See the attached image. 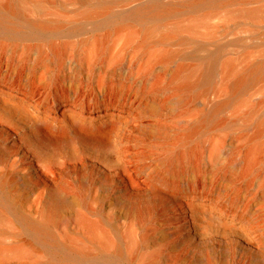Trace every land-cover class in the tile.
I'll list each match as a JSON object with an SVG mask.
<instances>
[{"label":"rangeland","instance_id":"374dc122","mask_svg":"<svg viewBox=\"0 0 264 264\" xmlns=\"http://www.w3.org/2000/svg\"><path fill=\"white\" fill-rule=\"evenodd\" d=\"M145 1L121 0L100 15L87 18L76 14V4L66 9L46 5L43 10L30 9L26 19L11 18L17 22L15 28H0V180L26 212L32 204L40 206L42 192L50 194L60 188L82 196L81 207H63L67 226L57 231L56 244L65 241L74 244L76 238L84 236L82 245L93 254L89 260H71L68 264H143L141 256L151 252L156 253L157 264H262L261 259L238 246L236 236L217 233L214 228L217 223L213 222L205 235L200 230L192 232L193 214L183 198L172 204L164 197L159 205L148 208L146 222L135 235L138 239L145 237V243L134 259L126 250L121 259L110 248L99 252L82 228L79 211L106 228V223L118 224L120 233L110 231L109 237L124 244L126 239L119 235L125 229L121 225L124 203L117 204L116 198L125 193L131 196L132 206H146L151 197L146 193L149 184L146 173L156 170L158 157L165 150H189L187 163L181 164V184L186 188L195 186L200 206L224 222L250 227L264 245V158L245 175H240L244 165L239 159L248 148L263 144L264 134L248 141L253 124L236 123L201 132L188 141H178L179 127L190 123L208 103L193 104V109L191 105L178 109L171 105L162 116L145 113L136 118L134 115L154 96L155 84L162 86L179 65L189 67L196 62V45L211 51L218 43L225 44L222 59L232 61L242 57L252 42L247 41L243 49L235 46L237 39H250V32L264 33V14L251 16L244 12L264 8V0H214L188 6L177 15L160 18L178 25L173 38L159 40L153 36L145 45L136 46L144 25L135 21L121 24L117 17ZM160 1L170 5L181 3V0ZM55 17L61 21L58 27L28 28L29 21ZM181 37L187 41H181ZM127 38H131V45L127 46ZM258 44L264 47V41ZM166 51L180 54L165 64L161 56ZM11 99L27 105L39 120L38 133L26 126L17 112L6 113L3 100L11 102ZM246 99L241 95L238 101L246 103L248 108ZM263 105L257 107L258 113L263 111ZM77 107L94 120L91 127L100 126V119L110 120L108 111H113L115 118H119L118 129H113L105 140L85 138L81 134L61 141L49 139V131L66 132L70 111ZM236 108L237 104H233L221 114L228 119ZM161 124L167 127L168 138L152 132ZM139 153L141 158L133 156ZM123 160H127L125 165L139 186L127 184L123 189L121 179H126L121 166ZM136 165L141 166L140 173L135 170ZM15 172L31 173L38 189L30 193L25 183L14 176ZM230 175L235 178L230 180ZM140 198H146V203L139 201ZM242 214L250 216L249 220L240 219ZM183 225L189 227V235L181 229ZM24 237L21 225L6 212L0 220V264H36L37 261L54 264V259L63 258L52 245L31 252L23 242ZM226 242L229 248L218 246Z\"/></svg>","mask_w":264,"mask_h":264},{"label":"bare ground","instance_id":"6f19581e","mask_svg":"<svg viewBox=\"0 0 264 264\" xmlns=\"http://www.w3.org/2000/svg\"><path fill=\"white\" fill-rule=\"evenodd\" d=\"M120 1L121 0H3L0 2V28H15L17 22L12 21L11 18L16 17L20 19L23 17L26 19V14L30 9L43 10L46 5L66 9L76 4L78 5V7L75 8V10H77L76 14L87 18L100 15L108 10L110 6ZM210 1L214 0H181L180 4L170 5L160 0H147L142 5L130 10L126 15L117 18L120 20L121 24L135 21L144 25L142 35L136 43V46H143L150 41L153 36H157L159 40H168L174 37L176 33L174 28L178 27V25L161 21L160 18H163V16H173L174 13V15H177L182 9L188 6L192 7ZM226 1L233 2L237 0ZM244 13L251 16H262L264 14V8L246 10ZM60 24V19L56 17L49 20L37 19L27 22L29 29H45L52 26L58 27ZM249 36L250 39L245 40L244 37L237 39L235 46H242L243 49H245L248 42L252 43L249 48L245 50L242 57L234 58L232 61L229 59H222L227 47L225 44L218 43L211 51L205 50L200 45H196V62L189 67L179 65L173 69L170 78L163 83L162 86H156L155 84V88L152 92L154 96H152L143 107L137 109L134 113L135 117L140 118L145 113L162 116L165 114V111H167L166 107L171 105L177 109L182 106L188 107V105H191L193 109V104L208 103L190 123L182 127L179 125L181 128L179 127V135L177 136L178 141H188L201 132H212L220 126L227 124L234 126L236 123L239 126L240 124L242 126H246L249 123L253 124L252 133L251 136L248 137V141L253 139L257 140L258 137L264 134V108L261 113L256 111L257 107L264 104V47L258 44V42L264 41V33L257 35V33L250 32ZM126 40L127 46L132 44L131 38H127ZM180 40L187 41L186 37H181ZM50 51L52 54L55 53L53 49ZM253 52H256V54L254 55ZM179 54V51H166L161 56V59L165 61L166 64ZM40 58L43 59L44 56L41 55ZM139 91L140 90H138V92ZM241 95L246 96V101H248L250 105L248 108L246 103L242 104V102L240 103L238 101ZM12 101L3 100V108L6 110V113L17 112L19 118L25 121L26 126L38 133L39 120L27 109L28 107L26 108L27 105L24 106L18 102ZM233 104H237V108L233 110L232 116L227 119V117L221 113ZM243 107L246 110L244 112L242 111ZM190 108L188 109L191 110ZM78 109L77 107V110L70 111L71 121L66 123V132H60V130L54 132L49 131L47 134L49 139L61 141L67 140L76 134H81L85 138L105 140L108 134L119 125V118H115L116 115L112 114L113 111H108L111 113L110 120L106 119L103 121L100 119V121H102L100 126L91 127L94 120L88 116H84ZM37 126L38 128L36 129ZM152 132L167 138L169 135L167 127L162 124L157 125ZM250 145L251 144H249V147ZM126 148L128 149V147ZM1 156L0 154V158ZM133 156L139 159L142 157V153L133 154ZM188 157L189 150L183 152L165 150L162 155L158 157L156 170H149L146 173L147 178L145 176L146 180L149 181V184L147 183L148 187L146 193L151 197L147 200L148 203H146V198H140L139 200L146 203V206L143 204L140 207L132 206L130 201L131 196H127L125 193H121V195L116 198L117 204L118 202L124 203V207H122V210H124V220L121 225L123 224L125 229H122V234H119L126 239L124 244L119 238V240H113L109 237L110 231L120 233L118 224L112 225L106 223V228L105 224L91 220L86 212L79 211L82 228L89 234L88 236H90V240L94 244L95 249L102 252V250H104L103 248H110L115 253L114 256L120 259L123 257L122 255H124L123 251L126 250L129 251L131 259L136 258L139 255L140 247L145 243V237L138 239L135 235L137 234V229L143 226L148 208L150 209V207L152 208L154 205H159V202H162L164 197L166 198L165 201L169 200L171 203L183 198L189 205L188 209H190V213L193 214L190 225L192 226L190 228L192 232L195 233L200 230V233L205 235L208 230L212 229L213 222L217 223L216 226H214L217 233L223 236L231 234L236 236L235 239L239 244L238 246L244 251L250 252L254 258L261 259L262 264H264V245L262 241L260 242L257 235L252 234L253 230H251L250 227L247 229L242 225L227 223L217 218L210 210L206 209L204 206H200L201 202L198 190L195 186L191 184L192 187L186 188L181 184L179 180L181 175V164L187 163ZM263 158L264 143L260 146L248 148V151H245L239 157L244 165L243 169L241 168L240 175L249 173L263 160ZM117 160H119V157ZM131 162H133V160ZM126 163L127 160H123L121 163L122 171L126 176V179H121L123 189L126 188L127 184L139 186L137 180L133 178V174L129 170L130 168L126 167ZM107 165L110 166V164ZM46 166L49 168L47 163ZM135 170L137 173H140L141 166L136 165ZM14 176H17L25 183L30 189V193L38 189L37 182L32 181L31 173L27 172V174L22 175L19 172H15ZM230 176V180L235 178V176ZM5 187V183L0 180V220L5 218L6 212L12 215L13 219L23 228L25 232L23 242L30 248L31 252H37L41 248H44L45 245L56 247L63 255V258L54 259V264H68L71 260L77 262L86 261L92 257L91 255L93 252L82 245L81 238L85 239L84 236L76 238L74 244L67 241L58 246L56 244L57 231L61 226H67L62 209L65 206L81 207L83 199L79 193H67L60 188L55 189L50 194L46 192L41 193L39 191L41 193L39 195L40 206L35 207V205L32 204L30 210L26 212L21 206L19 199L11 194ZM113 204H115V202ZM163 206L161 208H163ZM186 207L188 206L186 205ZM244 215L242 214V216ZM119 216H122L121 213ZM242 216H239V218L249 220L250 216ZM195 221H197L198 224ZM195 226L197 227L195 228ZM109 228L111 230H109ZM181 229L185 234L189 235L187 232L189 231L188 226L183 225ZM227 244L229 245V242L218 244V246L229 248ZM141 259L143 264H157L156 253L153 252L141 256ZM36 264L41 263L37 261Z\"/></svg>","mask_w":264,"mask_h":264}]
</instances>
